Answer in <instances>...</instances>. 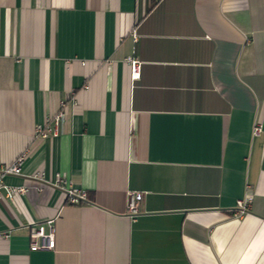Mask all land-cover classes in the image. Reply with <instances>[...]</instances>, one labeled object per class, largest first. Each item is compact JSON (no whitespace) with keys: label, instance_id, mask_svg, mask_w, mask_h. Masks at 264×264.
Here are the masks:
<instances>
[{"label":"crops","instance_id":"obj_1","mask_svg":"<svg viewBox=\"0 0 264 264\" xmlns=\"http://www.w3.org/2000/svg\"><path fill=\"white\" fill-rule=\"evenodd\" d=\"M22 155L0 264H264V0H0V171Z\"/></svg>","mask_w":264,"mask_h":264},{"label":"built area","instance_id":"obj_2","mask_svg":"<svg viewBox=\"0 0 264 264\" xmlns=\"http://www.w3.org/2000/svg\"><path fill=\"white\" fill-rule=\"evenodd\" d=\"M127 62L130 64L131 77L137 78L140 70V63L137 60L128 58ZM64 104L61 107L64 108ZM63 108L56 114L53 118L48 119L42 124H38L35 127V134L38 137L48 138L53 137L58 134L61 122L64 120L65 112ZM261 131L260 124L254 123L252 127V133L258 134ZM24 157L19 156L16 160L8 167L2 168L0 171V190L3 188L5 194L13 198L16 194H22L27 191V187L18 186L12 187L4 185L1 181L2 177L5 175H21L22 164ZM41 179V176H39ZM53 186L63 189L65 196L69 203L78 204L80 202L86 201V193L83 190H75L71 187H66L64 180H62L58 175L55 176L53 181ZM40 189V187H38ZM141 194L139 192H129L127 195V212L134 216L138 213V202L140 201ZM253 200V195L249 187L246 188L242 198H239L235 202V206L232 210V216L235 218H240L247 214L250 210V206ZM52 221L48 220L46 222L48 226V232L45 233L42 226L37 227L30 233V249H52L54 246L53 228Z\"/></svg>","mask_w":264,"mask_h":264}]
</instances>
